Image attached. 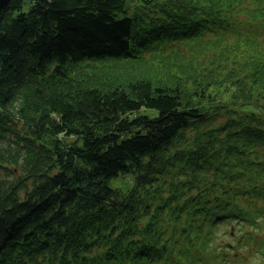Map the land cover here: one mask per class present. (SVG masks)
I'll return each instance as SVG.
<instances>
[{
	"label": "trees",
	"instance_id": "1",
	"mask_svg": "<svg viewBox=\"0 0 264 264\" xmlns=\"http://www.w3.org/2000/svg\"><path fill=\"white\" fill-rule=\"evenodd\" d=\"M0 220V264H264V0H0Z\"/></svg>",
	"mask_w": 264,
	"mask_h": 264
},
{
	"label": "bare ground",
	"instance_id": "2",
	"mask_svg": "<svg viewBox=\"0 0 264 264\" xmlns=\"http://www.w3.org/2000/svg\"><path fill=\"white\" fill-rule=\"evenodd\" d=\"M73 29H74V28H73ZM84 33H85V34H91V32H89V31H85ZM82 34H83V33H81V35H82ZM81 51H82V50H79L78 53H81ZM38 72H41V71L38 70ZM38 207H39L38 205L35 206L36 209H38ZM38 211H39V210H38ZM39 212H40V211H39ZM92 215H93V216H96L93 212H92ZM62 217H63V215L58 216V217H57V220H61ZM96 218H97V216H96ZM82 223L84 224L83 227H86V228H87V227L89 226L88 224H91V220H87V219H86V220H84ZM1 226H2V229H5V227H6V223H4L2 220H0V227H1ZM14 227H16V226H14ZM89 227H90V226H89ZM16 228H18L19 230L21 229V227H16ZM5 230H6V229H5ZM54 234H55V233H54ZM7 235H9V234H5V236H7ZM56 236H57V234L53 235V238H56ZM35 241L39 244V248H42L43 244L40 243L41 241L38 240V239H36ZM35 241H34V242H35ZM70 243H71V242H70ZM70 243H65V244H66V248L69 247V244H70ZM30 251H31V250L28 249V252H30ZM22 255H23V254H22ZM10 262H12V261L10 260ZM24 264H25V263H24Z\"/></svg>",
	"mask_w": 264,
	"mask_h": 264
},
{
	"label": "rangeland",
	"instance_id": "3",
	"mask_svg": "<svg viewBox=\"0 0 264 264\" xmlns=\"http://www.w3.org/2000/svg\"><path fill=\"white\" fill-rule=\"evenodd\" d=\"M6 1H8V0H6ZM240 16H241V13H240ZM114 71V70H113ZM122 73H123V71H122ZM124 73H126V72H124ZM164 73V72H163ZM104 74H106V73H104ZM103 74H101V76H102ZM111 75H113L114 77L113 78H118L119 80H121V82L122 81H124V78L126 77V78H129V77H132L134 74L133 73H129V74H127V75H122V76H119L118 75V73L117 72H113V73H111ZM165 75V74H164ZM107 78H109V76H107Z\"/></svg>",
	"mask_w": 264,
	"mask_h": 264
}]
</instances>
